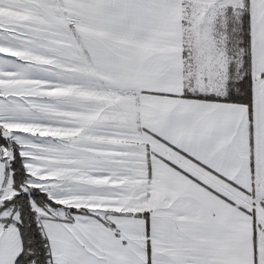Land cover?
Masks as SVG:
<instances>
[{
    "label": "snow or ice",
    "instance_id": "6c2138e0",
    "mask_svg": "<svg viewBox=\"0 0 264 264\" xmlns=\"http://www.w3.org/2000/svg\"><path fill=\"white\" fill-rule=\"evenodd\" d=\"M0 264H264V0H0Z\"/></svg>",
    "mask_w": 264,
    "mask_h": 264
}]
</instances>
